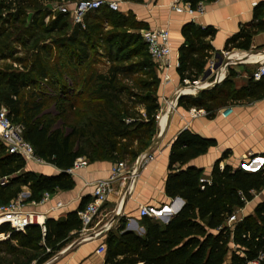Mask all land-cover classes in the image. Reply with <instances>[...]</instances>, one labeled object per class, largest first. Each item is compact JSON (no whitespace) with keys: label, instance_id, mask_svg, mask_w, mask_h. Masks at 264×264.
<instances>
[{"label":"trees","instance_id":"16d2710c","mask_svg":"<svg viewBox=\"0 0 264 264\" xmlns=\"http://www.w3.org/2000/svg\"><path fill=\"white\" fill-rule=\"evenodd\" d=\"M32 1L0 0V14L10 10L11 7L16 8L17 13H20L23 8H31ZM124 1L140 3L142 0ZM9 15L5 18L0 15V46L10 40L12 36L10 24L19 18L18 14ZM90 16L92 23L88 20ZM114 19L115 28L125 25L122 16L102 6L84 16L83 29L80 25H74L72 33L65 40H61L63 42L59 41L62 44L66 43L72 49V53L79 56L77 64H70L74 70H78V67L90 58V47L77 40L81 34L91 39L92 47L98 46L99 43H105L109 49L116 42L121 48L140 44L142 39L139 35L131 34L123 41L120 34H105V25H108V20ZM68 20L69 13H57L47 31H64ZM34 24L35 19L32 20L33 29L36 28ZM214 34L212 28H196L192 23L182 27L181 35L184 43L178 49L176 68L182 86L185 83L192 84L204 74V66L213 51L205 39L212 38ZM250 38V33L242 28L225 42L223 51L247 50ZM140 45L146 50L143 42ZM128 56L126 60L136 57ZM117 61L111 59L107 75L98 76L102 85L106 83L108 87L102 85L100 88L92 87L88 94L89 97L94 98L95 103L96 101L106 103L94 116L98 119L96 127L103 132L105 156L115 159L118 155L116 146L123 142L121 155L124 158L130 155L134 158L148 147L154 134L156 115L159 111L156 96L158 80L153 64L144 56H139L132 64L122 67L115 66ZM31 71L41 78H47L44 67L37 61L31 65ZM118 74L126 78L130 85L116 88ZM232 75L230 72L229 76ZM134 76L139 80H134L132 78ZM32 79L16 70L0 72V106L7 109L13 123L23 125L22 137L31 145L34 155L59 170V173L48 176L26 170L24 160L7 154L5 146L0 141V206L15 199L23 187L29 190L25 203L38 202L45 192L52 194L55 191H70L74 187V181L66 170L72 167L76 158L81 157L77 148L70 147L71 139L76 134L75 127L64 134L62 131L64 123L54 124L55 118L47 120L44 115L37 116L39 105L30 107L22 103L20 94ZM53 83L50 79L49 86L52 87ZM62 83L63 81L59 85L57 98L54 101L56 109L61 115L68 110V113H71L76 109L75 114L81 117L89 109L77 107L81 104L79 103L81 98L78 97L87 92L81 91L74 96L73 89ZM124 94L127 101L134 96L136 100L129 102L127 106L120 100ZM263 95V79L257 82L251 79L247 87L235 92L232 90L231 81L226 79L220 87L203 91L197 98L179 97L177 106L186 110L203 109L208 113V117H211L217 108L227 105L232 100L257 99ZM109 102L114 104L113 107L110 106L114 112L110 114L106 124H101L100 120L103 119L105 107ZM136 105L142 108V114L132 112L131 109ZM135 143L140 144V149L136 155L134 152L130 154L127 150L129 151ZM215 145L213 139L203 138L189 130H182L176 136L170 145L164 191L169 199L179 198L183 201L181 209L166 224L143 217L142 236L125 230L124 225L120 226L119 233H109L105 241L104 264H225L226 260L229 261L228 264H246L255 259L259 252L264 253V201L257 204L253 213L244 217L232 229L225 226L227 218L252 201L254 195L264 187V167L254 171L245 170L243 165L237 168L227 165L220 168V159L215 162L209 176L206 177L202 169L188 166L191 160L205 154ZM226 156L227 153H224L223 157ZM4 178H6L5 183H3ZM89 200L88 196L83 197L77 211L81 210ZM77 211L68 213L64 218H47L43 230L37 225H31L23 233L14 232L8 224H1L0 235L3 234L6 238L0 242V248L4 246L2 251L8 255H16L18 260H22L20 264L33 262L42 264L79 234L81 226L76 215ZM12 243L15 245H11ZM231 245H234L235 249H232ZM46 249L49 251L46 252ZM28 251L39 252L41 256L35 253L29 254Z\"/></svg>","mask_w":264,"mask_h":264},{"label":"crops","instance_id":"0c3cea01","mask_svg":"<svg viewBox=\"0 0 264 264\" xmlns=\"http://www.w3.org/2000/svg\"><path fill=\"white\" fill-rule=\"evenodd\" d=\"M115 1L118 4L115 12L129 23L123 27L131 33L139 35L144 30H166L169 34L171 54L168 66L159 68L151 60L158 80L156 96L159 104L154 134L148 147L133 158L129 167L136 173V178L122 191L116 187L118 191L108 197L90 229L83 235L74 236L42 264H104L105 253L97 254L96 249L99 245L105 246L109 233H119L120 226L124 225L125 230L139 236L144 234L143 217L138 214L141 207L158 212L160 217L152 219L166 224L165 220H169L183 205L181 199H169L164 191L170 145L182 130L216 142L205 154L188 163V166L202 169L206 177L220 159V168L226 165L237 168L252 158H256L259 164L248 171L264 167V95L257 99L232 100L217 108L211 117L203 109L198 110L204 115L191 117L190 109L177 106L179 97L197 98L203 91L220 87L226 79L231 81L234 92L247 87L252 74L264 64V0H202L203 12L191 14L183 4L173 6V0ZM189 23L196 28H212L215 31L214 36L205 39V42L212 48L211 56L217 62L208 59L204 74L210 71L211 65L218 63V57L222 62L208 75L202 74L197 81L182 86L176 72L178 49L184 43L181 29ZM108 28L106 24L105 30ZM242 28L251 35L248 49L223 51L225 42ZM230 72L233 74L231 77ZM226 107H232V112L222 118L219 113ZM224 153H227L226 157H223ZM143 155H151L152 159L144 160ZM111 165L107 160L87 163L85 168L71 176L74 187L70 191H55L45 204L32 207L27 203L26 209L38 213L44 221L47 218H64L68 213L77 211L83 197L90 198L92 187L89 184L107 178ZM26 170L48 176L59 173L52 165L26 164ZM21 193L28 196V188L23 187ZM263 201L264 187L252 201L236 210L238 216L243 219L251 215L256 205ZM228 262L226 260L225 264Z\"/></svg>","mask_w":264,"mask_h":264},{"label":"rangeland","instance_id":"374dc122","mask_svg":"<svg viewBox=\"0 0 264 264\" xmlns=\"http://www.w3.org/2000/svg\"><path fill=\"white\" fill-rule=\"evenodd\" d=\"M79 1L81 0H33L31 2V8H23L20 10V13H17V9L14 7L1 13L0 15L2 18L10 16L9 14H11V16L18 14L19 18L16 22L10 24V32L12 34L10 40L0 46V72L16 70L33 78L20 94L22 103H25L30 107L39 105L40 110L38 111L37 116L44 115V118L47 120L55 118L53 120L54 124L57 122H60L61 124L64 123L62 127L64 134L69 133L71 128L75 127L76 134L71 139L70 147L72 149L77 148L79 154L87 163H92L96 160H107L112 164L119 161H125L129 169L133 158L131 155L126 158L121 155L123 142L116 146L118 155L115 159L105 156L106 148L102 139L103 132L96 127L98 119H95L94 116H96L97 111H99L98 109L104 107L106 103L98 101L95 103L94 98L89 97L88 92L91 91L92 87H94V89L100 88L102 83L101 80H98V76L107 75L111 59L118 60L115 62V66L117 67L132 64L139 56H144L149 62H151V59L146 50L140 45L143 41H140V44H132L126 48H121L116 42L111 46V49H109L105 43H99L98 46L94 47L90 46L91 39L88 36L81 34V36L77 37V40L79 42H84L90 47V58L83 65L79 66L78 70H74V67L70 66V64H77L79 62V56L72 53V49L69 48L66 43H60L63 42L61 40H65L74 29L71 14H69L68 25L64 31L49 32L47 30L57 13H61L63 9L71 10L72 6ZM101 14H104V12H101ZM91 18L92 16L88 19L90 23H92ZM33 19H35V29L32 27ZM119 22L121 23V21ZM122 22H124L123 24L125 25H129L126 20H123ZM111 23H113V25ZM114 24H116L115 19L108 20L109 28L106 29L104 33L120 34L119 36H121L120 38H122L123 41H125L127 36L131 34L136 35L131 33L127 27L115 28ZM128 55L136 57L126 60L129 57ZM210 60L212 62H217L213 55ZM36 61L44 67L47 73L46 79L41 78L37 73L31 71V65ZM60 78L63 81L62 84L73 89L74 96L81 91L87 92L85 95L83 94V96L78 97L81 98V102H79L81 104L77 107L81 106L85 110L86 108L89 109V111H85L81 117H78L75 114L76 109L71 113H68V110L66 112L67 114L65 113L63 115H61L56 109L54 101L57 98V91L62 82H60ZM132 78L136 80L137 76ZM50 79L54 82L52 87L49 86ZM84 85L85 87H83ZM127 85H130V82L126 81V78L121 74H118L116 77V88ZM102 86L108 87L106 83ZM110 90L113 92L112 89H109V91ZM134 92L136 91H133V93ZM125 94H127L126 91ZM125 94L120 97V100L127 106L129 105V102L136 100L134 96L131 97L130 101H127ZM86 103L89 105H86ZM83 104L85 106H82ZM110 106L113 107L114 104L112 102L107 103L103 119L100 120L101 124H106L110 114L114 112L112 111L114 109ZM131 110L132 112H137L139 114L143 113L142 108L138 105ZM138 149H140V144L135 143L129 151L127 150V152L130 154H132L131 152H134V155H136ZM134 155L132 156L134 157ZM252 159H250L248 163H245V166L250 169L259 164L258 160L252 162ZM99 215L100 212L98 216ZM38 220L40 221L41 219ZM5 238V236L0 235V242L4 241ZM11 245L14 246L15 243H12ZM2 247L4 246H1L0 248V264H13V262H16V255H8L5 251H2ZM7 250H9V248ZM28 252L29 254L35 253L38 256H41V254L36 251ZM20 262H22V260H18L16 264H20ZM31 264H35V262Z\"/></svg>","mask_w":264,"mask_h":264},{"label":"built area","instance_id":"2783aa9c","mask_svg":"<svg viewBox=\"0 0 264 264\" xmlns=\"http://www.w3.org/2000/svg\"><path fill=\"white\" fill-rule=\"evenodd\" d=\"M183 4L187 11L191 14L193 12L202 13L203 4L202 0L193 2V0H173V6ZM102 6L108 7L112 11H116L118 8L117 1L112 0H81L76 2L71 10L63 9L61 13L71 14V20L74 25H80L84 28L83 18L89 13L99 9ZM143 43L146 46L147 54L150 59L159 65V68L167 67L171 54L169 45V34L166 30H144L139 34ZM214 65L210 66V71ZM264 78V64L259 66L252 74L254 81H259ZM171 104H169L170 106ZM232 112V107L224 108L219 115L225 118ZM191 117L204 115L201 110L192 108L189 110ZM158 115L156 116V118ZM24 127L22 124L13 123L8 116L7 109L0 106V141L6 148V153L15 155L24 160L26 164H34L39 166L49 165L46 161L39 159L34 155L33 148L26 142L23 137ZM144 160H151V155H143ZM256 161V158L252 159V162ZM87 166V162L84 158L78 157L75 159L72 167L66 170L69 175H74L76 171L83 169ZM245 170H251L247 166L243 165ZM136 178V173L128 169L125 161L115 162L111 165L109 175L105 179L97 180L94 183L89 184L92 187L89 194V202L79 211L76 212L77 218L80 222L79 234L83 235L92 226L95 218L98 216L101 208L107 202L108 197L116 193V187L120 191L125 189L128 183ZM6 182V178L3 179V183ZM28 196L23 193H19L17 197L11 200L8 204L0 206V225L8 224L14 232H24V230L31 225H37L42 230L44 229V220L41 216L29 209H26L27 203L25 200ZM50 199V194L45 192L38 202H31L29 206L38 207L45 204ZM139 217H149L158 219L160 214L147 207H141L139 209ZM41 218V221L38 219ZM242 220L238 216V212H233L225 221V226L228 229H232L237 223ZM1 236H4L1 234ZM232 249H235L234 245H231ZM49 250L46 249V252ZM97 254L105 253V246L99 245L96 249ZM264 253L259 252L255 259L247 262L246 264H263Z\"/></svg>","mask_w":264,"mask_h":264},{"label":"water","instance_id":"95a60500","mask_svg":"<svg viewBox=\"0 0 264 264\" xmlns=\"http://www.w3.org/2000/svg\"><path fill=\"white\" fill-rule=\"evenodd\" d=\"M218 59H219V61H218L217 64H215V65L213 66V69H217V68L219 67L220 63L222 62L221 57H218ZM209 73H210V71H207L204 75L206 76V75H208ZM165 222L167 223L168 220L166 219ZM128 231H129V230H128Z\"/></svg>","mask_w":264,"mask_h":264}]
</instances>
